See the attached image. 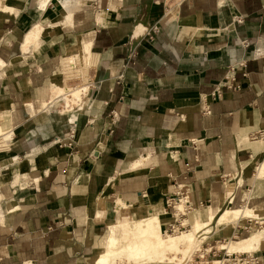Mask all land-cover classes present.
Instances as JSON below:
<instances>
[{"label": "crops", "instance_id": "0c3cea01", "mask_svg": "<svg viewBox=\"0 0 264 264\" xmlns=\"http://www.w3.org/2000/svg\"><path fill=\"white\" fill-rule=\"evenodd\" d=\"M170 5L0 0V264H98L122 214L156 213L167 231L178 188L192 204L178 222L208 221L203 249L240 243L264 264V233L242 244L264 231L242 229L264 220V138L251 137L264 130V0ZM82 53L95 69L80 106H57ZM226 208L254 216L218 225Z\"/></svg>", "mask_w": 264, "mask_h": 264}, {"label": "bare ground", "instance_id": "6f19581e", "mask_svg": "<svg viewBox=\"0 0 264 264\" xmlns=\"http://www.w3.org/2000/svg\"><path fill=\"white\" fill-rule=\"evenodd\" d=\"M262 165L264 167V163ZM178 209L182 210L183 204L179 203ZM215 214L216 210L211 208L210 219H213ZM237 215H247L252 217L253 212L248 208H226L219 212L216 217L218 220V225L227 224V221H229L232 217H236ZM185 220H187V218ZM207 222L208 221L201 219L197 213L189 219V223H191V229L189 231L186 233H183L182 231L177 234L164 235L163 232H161V222L158 214H150L148 217L142 219H133L129 215L122 214L121 218H119L116 223L110 226L106 252H104V254L99 258L98 264H109L111 257L119 252L120 254L127 253L130 259L134 261L145 260L146 263L148 262V264L163 263L161 260L156 259L161 253L162 248H165L166 246L174 248L179 239L185 240L186 238L190 242L196 230L207 226ZM263 233L264 231H257V229L252 231V235L244 240L242 244H247L249 246L250 244L255 243L259 238L262 237ZM125 239H127V242L124 241ZM238 244L240 243L230 242L229 245H225V247L229 248V251H232L238 248ZM181 264L184 263L181 262Z\"/></svg>", "mask_w": 264, "mask_h": 264}, {"label": "rangeland", "instance_id": "374dc122", "mask_svg": "<svg viewBox=\"0 0 264 264\" xmlns=\"http://www.w3.org/2000/svg\"><path fill=\"white\" fill-rule=\"evenodd\" d=\"M94 69H95V59L92 55H89L88 53H82L81 55L74 54L68 57V59L65 62V79L63 84L64 88H61V90L56 93V95L61 94L57 98L58 99L57 106L63 105L69 110H72L76 106H80L79 104L83 99V92L87 90L86 86L88 85L89 81H91V78H93ZM262 172H264V170ZM187 215H190V213H188ZM241 216L242 215H237L236 217H232L227 222L234 221L233 223L235 224V222ZM176 218H178V216H176ZM188 224H189L188 221L184 220L183 221L184 228H181L179 227V225H177L176 222H174V231H164L163 234L164 235L177 234L182 231L183 233L184 232L186 233L191 229V227L188 226ZM263 225L264 224H262V226ZM198 230H196L190 242L186 238L185 240L179 239L177 241L176 246H174V248L169 246L162 248L161 253L158 255L156 259L161 260V262L163 263H170V264H181V262L184 264L185 263L207 264L206 258H202L201 261L203 262H199V263L196 262V256L202 255L204 252L202 248L203 245L202 239L200 236L197 235ZM124 241L127 242V239H125ZM224 243L225 242L219 243L218 248L225 246ZM115 262H117V264H148V262L146 263L145 260H140V261L131 260L127 253L120 254V252L116 253L111 257L109 264ZM213 263L231 264L220 261L217 262L215 261Z\"/></svg>", "mask_w": 264, "mask_h": 264}, {"label": "built area", "instance_id": "2783aa9c", "mask_svg": "<svg viewBox=\"0 0 264 264\" xmlns=\"http://www.w3.org/2000/svg\"><path fill=\"white\" fill-rule=\"evenodd\" d=\"M169 3L172 5L174 3H177L181 0H168ZM230 79V78H227ZM232 81V80H231ZM227 88H232L234 90H241L242 86L239 84H233V83H227L225 84ZM218 93L220 95V89L219 87ZM252 138L257 139V138H264V130H259L251 135ZM192 143H195L194 140H192ZM185 189L183 188H178L176 191L175 195L173 198H169L167 200V207L174 209L175 216L184 217L186 216L191 210H192V204L190 202V199L188 196L185 194ZM183 204V209L179 210L178 209V204ZM178 218H176V223L179 225V227L184 228L183 224L181 222H178ZM247 222L242 226V229L244 231L249 232L252 227L257 226L260 227L264 223V220H259V219H254V218H248L246 220ZM241 226V225H240ZM167 231H174V223L172 225H169V229ZM203 254L199 255L200 258L204 257L205 255L210 254L211 256L219 257V260L216 261H221V262H226V263H231V264H258L260 262V259L257 255H255L253 252H233V251H228V249L225 248H210V249H203ZM223 253L220 255V253ZM214 261H208L207 264H214Z\"/></svg>", "mask_w": 264, "mask_h": 264}]
</instances>
